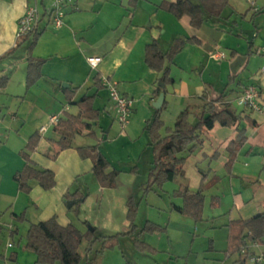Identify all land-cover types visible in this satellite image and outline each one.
I'll return each instance as SVG.
<instances>
[{"label":"crops","instance_id":"1","mask_svg":"<svg viewBox=\"0 0 264 264\" xmlns=\"http://www.w3.org/2000/svg\"><path fill=\"white\" fill-rule=\"evenodd\" d=\"M160 1L154 0L152 3L149 0L145 4L137 0L133 4L134 1L120 0V11L114 13L106 11L105 15L102 16L93 8L102 3V0H65V16L60 28H55L48 17L43 14L39 24L38 31L40 32L31 48L32 56L44 59L41 64L42 75L28 87L26 81L27 60L33 35L18 40L16 31L19 18L24 14L27 6L33 3V0H0V76L8 75L6 86L0 87V96L6 95L15 98V102H18L14 111L11 107L8 109L9 117L0 120V124L4 125L3 122L6 120L7 127H9V125L19 123V120L23 121L19 133L16 134L18 147L22 143L26 145L33 133H39L40 137L31 154V160L39 167L51 169L55 173L56 179L55 186L50 190L43 189L34 180L31 181V189L22 193L21 190L16 191L12 179L6 181L5 176L0 172V225L11 222L10 225L14 227L11 212L22 211L21 208H17L16 202L7 201L8 194L2 190V186L8 182L12 190L15 187L12 192L16 199L23 198L26 217L29 216L30 209L33 208V221L46 220L56 216L60 224L73 223L82 231L93 226L106 235L119 234L109 238L108 243L109 247L116 248L117 251H105L103 258L111 259L116 264H126V262L133 264V260L128 257V254L133 253V250L137 251L134 246L136 232L147 220L156 222L146 219L138 229L139 226L134 219L136 227L131 233H128L130 221L127 217V200L132 190L134 175L127 173L119 175L125 185L123 192L119 191V187H116L109 193L107 188L103 186L98 187L94 192L90 191L89 196L80 205V212L77 211L78 220H75L67 212V209L70 208L66 206L64 195L71 189L76 177L92 173L93 158H82L76 148V146L91 145L75 142L74 147L61 148L53 139L56 136L53 130L54 125L50 124L48 120L52 115L76 114L78 106L74 101L80 99L84 94L93 95V106L100 110L98 123L102 121L105 126L110 122L109 128L103 132L117 135L118 141L132 137L136 139L144 136L147 121L151 119L157 109L153 103L162 91H164L165 96L160 108L164 104L165 107L160 116L166 127H172L182 111L187 110L190 114L198 115L203 111L207 102L214 100L215 104L220 106L222 101L231 98V93L235 95V98H238L244 87L252 84L260 90V96L256 100L257 108L244 107L240 112V118L232 126H222L216 123L210 129L203 128V143L187 157L183 166L184 174L178 175L180 178L177 180L178 184L184 183L190 189L196 190L204 179L206 183L211 182L205 190L207 191L218 184L221 178L219 169L220 172L224 171L225 176L228 175L232 190L229 194L231 205L238 209L239 216L232 217L231 213L226 216V211H231L232 208L229 210L222 208L223 199L227 197L224 193L211 195L210 206L215 208V212L211 213L212 218L223 215L221 223L225 230H221L220 238L225 247L222 246L223 248L219 249L224 260L231 257H227L225 254L228 237L227 223L239 217H252L264 210V176H262V171L257 173V166L256 168L253 166V163L258 162L264 168V157H261L260 154L253 155L257 147H259V151L264 150V66L243 78V75L237 72L240 64L239 59L241 60L243 56H239L238 49L232 47L229 55L225 59L219 60L222 61L221 73L220 71L219 74L213 72L211 76L214 79H210L211 76H209L210 80H205L202 77L203 70L211 66L215 67L211 64L213 60L210 58L211 53L222 43L228 41L226 34L232 33V29L229 30L225 22L215 17L208 18L200 27H194L187 15L178 18L170 12L160 9L158 7ZM192 37L196 38V41L190 42L188 40ZM176 38L182 39L184 44L170 62V76L173 78V82L164 84L165 90L158 93L157 87L163 83L158 79L160 74L150 68L145 61L146 45L156 40L161 50L166 52ZM26 40H29V43L23 50L21 44ZM248 44L247 60L253 52L254 41L251 40ZM89 57L100 58L96 67H92L89 63ZM246 69L245 66L242 70L245 74ZM190 71L198 73L200 79L193 78L188 74ZM95 75H98V79L102 80V86L95 83L97 81ZM178 77L180 78L178 79ZM106 82L114 83L121 94L132 100V114L129 122L125 125H121L116 118L114 103L109 97ZM85 87L89 90L92 88L95 90L92 93H89V90L83 92ZM102 88L106 89L105 100H107L104 104L101 101L103 109L95 104ZM229 89L232 92L227 94ZM175 99L183 100L179 105L181 108L173 112L172 117L168 120V125H166L167 120L164 114ZM3 107H6L5 103ZM227 107L230 108V106ZM114 121L118 123L117 127L114 126ZM27 124L28 129L21 132L24 125ZM43 126L45 129L41 131ZM242 127L245 129L246 138L228 167L226 164L229 161V143L236 138L238 129ZM30 128L33 130L31 134L28 133ZM163 130L164 128L160 130L162 134L164 133ZM86 131L88 130L86 129ZM11 132L13 133L12 130L7 131L8 138L0 139V149L5 148V145L10 141V137L13 136ZM145 140L149 144L150 140L148 141L147 137ZM219 149L223 153L218 157L219 165L217 167L208 166L207 169L200 167L203 159H206L205 157L216 156ZM152 158L154 160V156ZM243 160L248 161L249 164L244 166L241 164ZM15 169L18 171L21 167L17 166ZM122 171L127 170H121V173ZM125 178L128 180H124ZM235 179H240V187H244L243 185L248 183V187L251 188L250 191L245 194L237 190ZM213 196L219 197V202L215 206L212 204ZM181 203L182 199L181 202H172V210L177 212L173 209V204L180 205ZM32 204H35V208L32 207ZM86 222L87 224H83ZM185 222L188 227H192L191 223ZM158 224L165 227V230L161 232L168 233L170 241L172 238L169 234L170 223ZM142 235L143 233L140 234L139 238ZM176 238L181 244L177 243V245L167 248L168 250L166 249L171 261L167 259L164 264H171L172 259H175L173 264H189L185 254L187 251H191L187 250V234L183 238L182 232L181 235H176ZM123 239L130 241L123 242ZM143 241L156 249L152 254L158 252V248L152 240L148 242L143 239ZM9 244L10 242L6 245V249L13 247ZM6 249H0V258L5 257L2 253L9 256V250ZM209 250L219 251L215 246V239L209 240ZM12 252H16L17 258L19 251L15 250L10 253ZM221 264H226V261H222Z\"/></svg>","mask_w":264,"mask_h":264},{"label":"trees","instance_id":"2","mask_svg":"<svg viewBox=\"0 0 264 264\" xmlns=\"http://www.w3.org/2000/svg\"><path fill=\"white\" fill-rule=\"evenodd\" d=\"M133 1V4H135L137 0H129V2ZM227 4L228 0H161L158 7L170 12L178 18L187 15L190 18L192 26L200 27L208 18H220ZM262 10L263 8H260L257 11L262 12ZM39 32L40 31L37 30L34 33L26 35H33L27 60L26 81L28 87L34 84L42 75L41 64L44 59H39L31 55V48ZM188 40L194 42L196 38L192 37L188 38ZM197 41L199 40L197 39ZM183 44L184 41L182 39L176 38L172 46L166 52L161 50L156 40L146 45L145 61L150 68L156 70L160 74L158 79L163 84L173 82V78L170 76V62L174 55L180 51ZM95 78L97 79L95 83L102 86V80L98 79V75H95ZM7 80V74L0 76V87H5ZM162 90H165V88L163 89L161 86L157 87L158 93ZM69 100H72V98H69ZM92 101L93 95L84 94L80 99L74 101L78 106V112L76 114L64 113L60 115L58 123L54 125L53 128L56 134L53 139L61 148L66 149L74 147L76 134L82 133V131L86 129L88 130L87 133L91 135L94 134L93 129L94 125H98L100 110L93 106ZM164 107L165 104L162 108L156 109L153 116L146 124V129L150 137L149 144L153 147L154 151L153 166L150 171V176L152 177V181H150L149 184L150 188L155 184L158 187H162L165 182L172 181L176 176H182L184 174L183 166L187 157L203 143V128L210 129L216 123L222 126H232L238 121L241 115L229 107L221 108L212 100L205 104L201 113L193 116V120L191 114L187 110H184L179 114L172 127H166L160 116ZM93 122H96V124ZM162 128L165 130L163 134L160 132ZM39 137V133H33L29 137L24 149L21 151L24 163L21 169L16 171L13 176L21 191L28 192L32 187L31 181L34 180L45 190L52 189L56 184L55 173L51 169L39 167L31 160V154L37 146ZM245 138V129L243 127L239 128L236 138L232 140L228 146L229 161L226 164L228 167L233 162L236 151H238ZM76 148L82 158H93L92 173L101 186H116V177L121 170L112 167L109 159L98 151L95 146H76ZM210 184L211 182L206 183L203 179L196 190L190 189L188 185L184 183L179 184L174 190L173 195L181 198L182 203L180 205L173 204V209L193 219L195 222L203 220L205 190ZM88 196V191L77 188L74 192L68 191L64 195V198L65 202L68 200L80 199L79 202L70 208L75 209V207L85 201ZM218 202L219 197L213 196L212 204L215 206ZM127 206V217L130 221V230L128 233H131L136 227L133 217L137 205L130 197L127 201ZM11 215L14 221L25 219L24 212L21 215L11 212ZM83 224H87V222ZM226 226L228 237L225 254L229 257L237 253L239 257L237 261L240 264H245L247 259L241 256L239 250L245 241L262 242L264 237V210L249 218L239 217L232 219ZM8 227L11 236L18 232L17 227L13 228L11 225ZM1 228L2 226L0 225V230ZM93 228L94 231H91L89 228L82 231L73 223H68L66 225L60 224L57 217L52 216L46 220L30 224L26 235L25 247L35 254L36 262L50 264L56 262H59V264H80L82 255L80 254L79 247L82 241L87 242L88 248L86 250L90 252L91 245L95 240H106L119 235H106L98 231L96 227ZM163 230H165L164 226L147 220L141 229L136 232L134 238V246L137 251L142 253H154L156 249L141 240L139 236L144 232H158ZM10 244L13 245L12 243ZM15 258L16 252L10 253L9 259ZM85 262L86 264H92L94 259L86 253ZM126 264H129V262H126Z\"/></svg>","mask_w":264,"mask_h":264},{"label":"rangeland","instance_id":"3","mask_svg":"<svg viewBox=\"0 0 264 264\" xmlns=\"http://www.w3.org/2000/svg\"><path fill=\"white\" fill-rule=\"evenodd\" d=\"M102 1H103L102 3L93 7L94 10L98 11L102 16L105 15L106 11L110 13H114L116 11L118 12L121 10L120 0H102ZM139 1L145 4L149 2V0H139ZM150 1H152L153 3L154 0H150ZM44 3L46 6L49 7L51 4V0H45ZM260 8H263L262 12L257 11ZM39 9L40 11L43 10L41 4H39ZM87 9L90 10V8ZM219 19H221L222 22L226 23V25L229 27V30L232 29V33L226 34L228 37L227 38L228 41H226L224 44L222 43V45L218 47L215 51H222L226 54V56H228L229 51L231 50L232 47L237 48L239 51V56H243L241 60L239 59L240 64L237 68V72L238 74H242L243 78L244 76L247 77L248 75H250V73H254L259 67L264 66V0H228V4L224 9L221 18ZM240 35H242L244 38L241 37ZM251 40L254 41V46L252 48L253 52L250 54L249 56L250 58H248L247 60L248 45H249L248 43ZM28 43L29 40L24 41L21 44V49L24 50V48H26ZM210 58L213 59L211 64L215 65V67L211 66L203 70L202 77L205 78V80H208L209 76H211L213 72L219 74V71L221 73L222 70V68L220 69L221 67L220 65L222 61L216 60L212 56H210ZM245 66L247 67L246 74L243 73L244 71H242L244 70ZM188 74H190L193 78L197 77L200 79V75L196 72L190 71ZM179 78L180 77H178V79ZM210 79H214L213 76H211ZM86 90L88 91L89 89L85 87L83 92ZM94 90H95L94 88L90 89L89 93H92ZM231 92L232 91L229 89L227 91V94H230ZM230 96H231L230 99L221 102L220 107L224 108L230 106V108L235 110L237 113H240L244 107L238 103L237 98L234 97L235 95H232L231 93ZM105 99H106V89L102 88L100 89L99 95L96 99V103H95L96 106H99L101 109H103V104L104 102L107 101ZM15 101H16L15 98L8 97L6 95L0 96V120H3L7 116L9 117L10 113H8L9 112L8 109L10 107L13 111L16 109L18 102ZM101 101L103 104L101 103ZM181 101L183 100L175 99L174 103L171 102L169 106L170 109L168 108V111L164 114V117L167 120L166 125H168V120L170 117H172L173 112L176 111V109L181 108L179 106ZM4 103L6 107H3ZM13 111L10 112L12 113ZM193 116L194 115L192 113L191 114L192 120L194 118ZM22 123L23 121L19 120V123L17 122L7 127L8 123L5 120L3 122L4 125L0 124L1 140L8 138V136L6 135L7 131H11V130L13 131V133L11 132V135L13 136L10 137V141L5 145V148L0 149V172L5 176L6 181L10 179L14 181L13 183L15 184L16 191L20 189L18 188V184L14 180L13 176L17 171L15 168H17V166L22 167L23 165V157L21 151L25 147V143H22L21 145L19 144L20 146L18 147V137L16 138V134L19 133L20 131L19 129H21ZM109 124L110 122H108V124L104 126L103 122L100 121L98 125H94L93 135L87 133L88 131L84 130L82 133L76 134L74 142L76 143L81 142L86 145L90 144L92 146H95L98 151H100L109 159L112 167H115L118 170H127V171H122V173L121 171H119L118 176L116 177L115 187H106L109 193L111 192L112 189H116V187L117 188L119 187V191L123 192L124 189L123 187H125V185L124 183H122L121 181L122 179L119 178V175L121 174L125 175V173L134 175L133 184L131 186L132 190L129 193L128 199L131 197L137 205L135 215L133 218L135 219L136 224L139 226L138 229L141 227V225L145 222L146 219L154 220L163 225L166 223L167 224L170 223L169 234H170V238L172 237L170 241H169L168 233H164L161 231L143 233L140 239L141 240L144 239L148 242L152 240L156 244V247L158 248V252L156 254L139 253L138 251L133 250V253H131L130 250H128L131 253L128 254V257L133 260V264H164V262L170 257L167 248H170V246L173 247L175 244L177 245V243L181 244L180 242L177 241L178 239L176 238V235H181L182 232H183V238L187 234V241H188L187 250H191L190 252L187 251V253H185L187 255V259L189 260V264H221L222 261L223 262L226 261V264H240L237 261L239 260L237 253H234L233 255H231V257L227 258L226 260L223 259L222 252L219 249L225 247V244L221 241L220 238L221 230L224 229L221 223V217L223 215L218 216L216 218L211 217L212 216L211 213L215 212V208L210 206L211 195L213 194L222 195L223 193L226 194L227 197L223 199L222 208L225 210H229L230 208H232L231 211H226L227 213L226 216H228V213H231L232 217L239 216L238 209L234 208L231 205L232 203L229 194L232 192V190L229 185L228 175L225 176L223 173L224 171L222 170V172H220L219 169L218 172L221 178L219 179V182L216 185L217 187L213 186L209 188L207 191H205L206 200H205V208H204V220L199 222H194L191 218H185L184 216L178 214L177 212H174L171 208L172 202H181L180 198L173 196L174 189L177 188V186L179 185L177 183V180L180 178V176H177L172 181L165 182L162 187H158L155 184L153 185L152 188H150L149 184L150 181H152V177L149 174L151 169V162L153 160L152 156L154 155H153V147L150 144H147V140H145V137L148 138V141L150 140L148 130L147 129L145 130L144 136H142L141 138L137 137L136 139H133L132 137L130 139L128 138L130 136H128L127 137L128 139L123 138L118 141L117 139L119 137H117V135L107 134L103 132L109 128ZM114 126L116 127L118 126V123L116 121H114ZM27 129H28V124L24 125L23 131L21 132H24ZM32 132L33 130L32 128H30V131L28 133L31 134ZM163 132H165V130H163ZM258 148L259 147H257V149L253 152V155L260 154L261 157H264V150L259 151ZM222 153L223 151L219 149L218 154L216 156L205 157L206 159L205 160L203 159L200 167H202L203 169H207L208 166L217 167L219 165L218 157ZM241 164H243L244 166L246 164L247 166L249 162L243 160ZM253 166H255V168L257 166V173L259 171L260 172L262 171V176H264V168L262 164L257 162V163H253ZM133 169L135 171H132ZM124 180H128V178H125ZM239 185H240V179H235V186L237 190H240L245 194H247L248 191H250L251 189L250 187H248L249 186L248 183L243 185L244 187H240ZM100 186L101 185L94 176V174L88 173L76 177V179L74 180V184L69 191L74 192L76 191L77 188H79L84 191L94 192ZM14 189L12 190V187L9 186L8 182L4 183L2 186V190L8 194L7 201H11V203L16 202L17 208L19 207V209L21 208L20 210H22L18 212V214L21 215L24 212L25 205L23 203L22 197L19 198L18 200L16 199L14 193L12 192L14 191ZM22 193H25V191H22ZM81 204H83V202L78 204L75 207V209H67L69 215H72V217L75 220H78L77 218H79V214H77V211L80 212L79 208ZM32 207L35 208V204H32ZM32 213H33V208L30 209L29 216L27 217L25 216V219L16 220L12 223L14 224L13 228L16 227L18 228V232L15 233L13 236L10 235L9 227H8L11 224V222H7L5 225L1 224L2 228L0 230V249L2 248L3 250H5L6 245L10 242L13 244V247L7 248L9 250L8 254L10 255V252L15 250H18L19 253L16 259H9V256L7 254L1 252L2 254L5 255V257L0 258V264H50V263L36 262L35 254L31 250L25 247L26 235L30 227V224L33 222H38V221H33ZM185 221L191 223L192 227H188V225L185 224L186 223ZM213 224H215L216 226H214ZM212 225L213 227H211ZM86 229H84V231ZM210 239H215V246L216 248H218L219 251L209 250ZM106 240L103 239L95 240L91 245L90 252L89 251L87 252L86 250L88 248L87 242L82 241L79 247L80 254L82 255L80 264H86L85 262L86 253H88L89 256L92 257V259H94V262L92 264H116L115 261H111V259L107 260L106 258H103L105 251L108 250L114 252L117 251L116 248L109 247L108 246L109 239ZM124 241H130V240L123 239V242ZM261 243H262L261 248H263L264 237ZM174 261L175 259H172L171 264H173ZM54 264H59V262H56ZM245 264H253V263L247 260Z\"/></svg>","mask_w":264,"mask_h":264},{"label":"built area","instance_id":"4","mask_svg":"<svg viewBox=\"0 0 264 264\" xmlns=\"http://www.w3.org/2000/svg\"><path fill=\"white\" fill-rule=\"evenodd\" d=\"M39 4L43 7L42 11L39 9ZM65 5V0H51L49 7L45 5L44 0H34L32 4L27 6L24 14L18 20L16 31L17 39L19 40L39 30V24L43 14L48 17L55 28H60L63 25V18L65 16ZM211 56L216 60L226 58V54L222 51H213ZM88 61L92 67H96L100 62V58L89 57ZM105 85L108 88L109 97L114 103L118 122L121 125L127 124L132 114V100L121 94L114 83L106 82ZM259 96V88L251 84L244 87L237 100L243 107L257 108L256 100ZM59 118L60 115H52L49 119L50 124L56 125ZM44 129L45 127L43 126L40 130L43 131ZM261 247V243L257 241H245L239 252L243 258H246L253 264H264V248Z\"/></svg>","mask_w":264,"mask_h":264},{"label":"water","instance_id":"5","mask_svg":"<svg viewBox=\"0 0 264 264\" xmlns=\"http://www.w3.org/2000/svg\"><path fill=\"white\" fill-rule=\"evenodd\" d=\"M160 85H161V87L163 89L165 88L164 84H160ZM164 96H165V93H164V91H162L160 93L159 97L157 98V100L153 103V106L155 108L159 109L161 107L162 102L164 100ZM79 200L80 199L68 200L67 203H66V205H67L68 208H71L74 204H76L77 202H79ZM88 228L91 229V231H94V228L93 227L89 226Z\"/></svg>","mask_w":264,"mask_h":264}]
</instances>
